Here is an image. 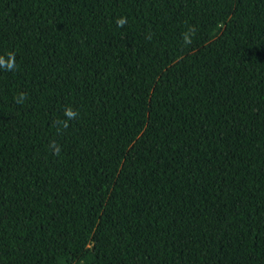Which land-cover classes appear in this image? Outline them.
<instances>
[{
  "label": "trees",
  "instance_id": "trees-1",
  "mask_svg": "<svg viewBox=\"0 0 264 264\" xmlns=\"http://www.w3.org/2000/svg\"><path fill=\"white\" fill-rule=\"evenodd\" d=\"M0 264H264V0H0Z\"/></svg>",
  "mask_w": 264,
  "mask_h": 264
},
{
  "label": "rangeland",
  "instance_id": "rangeland-1",
  "mask_svg": "<svg viewBox=\"0 0 264 264\" xmlns=\"http://www.w3.org/2000/svg\"><path fill=\"white\" fill-rule=\"evenodd\" d=\"M220 26L219 25H215L210 29V35L212 37H214L218 32H219ZM90 258V254L88 252H86L81 258L80 261H87Z\"/></svg>",
  "mask_w": 264,
  "mask_h": 264
},
{
  "label": "clouds",
  "instance_id": "clouds-1",
  "mask_svg": "<svg viewBox=\"0 0 264 264\" xmlns=\"http://www.w3.org/2000/svg\"><path fill=\"white\" fill-rule=\"evenodd\" d=\"M8 67H12V65H11V64H9V65H8Z\"/></svg>",
  "mask_w": 264,
  "mask_h": 264
}]
</instances>
